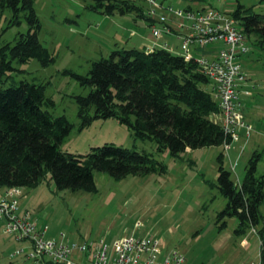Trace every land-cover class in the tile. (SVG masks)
Masks as SVG:
<instances>
[{
	"label": "rangeland",
	"instance_id": "374dc122",
	"mask_svg": "<svg viewBox=\"0 0 264 264\" xmlns=\"http://www.w3.org/2000/svg\"><path fill=\"white\" fill-rule=\"evenodd\" d=\"M129 1L142 10L141 15L146 11L143 0ZM157 1L173 8H184L190 3L189 0ZM199 1L213 8L236 6V0ZM238 1L250 12L264 14V0ZM32 2L40 22L38 40L52 54L54 62L42 66L37 59L25 63L12 60L14 70L0 76V87H15L20 82L43 87L44 96L53 101L51 107L43 109L53 118L65 117L72 125L69 135L59 145L62 152L86 155L93 148L110 144L146 154L164 167L163 171L121 179L94 171L95 190L89 192L59 190L48 173L35 188L21 189L19 213L31 211L38 219L37 226L47 228L45 237L50 239H57L61 233L75 243L103 237L111 248L119 238H152L159 243L163 254L171 251L183 254L186 264H259L260 241L256 231L251 229L237 236L234 234L237 219L218 217L227 199L217 185L221 153L223 166L231 172L235 185L243 181L248 161L255 153L260 155L257 175L264 172V51L249 42V53L239 59L250 92L249 96H239L241 113L252 127L249 139L246 141L244 131H240L239 139L226 150L224 147L187 150L174 157L168 150L159 151L155 141L136 137L114 117L93 118L83 125L79 116L77 98L87 96L90 89L71 73L87 77L93 63L107 58L114 50H142L150 34L143 15L132 11L108 16L90 9L95 4L93 0ZM25 15L21 10L17 19L14 18L12 9L3 7L0 0V48L6 44L13 46L19 34L27 32ZM169 38L164 40L174 44L173 55L182 54L179 39ZM221 48L223 44L215 43L202 51L207 54ZM203 53L194 52V57L200 58ZM87 115L93 117L94 110L90 109ZM260 213L264 217V202ZM223 222L226 227L219 230ZM220 239L225 242L217 247L215 241ZM24 243L6 235L0 223V264H32L24 254L14 256L20 249L31 250Z\"/></svg>",
	"mask_w": 264,
	"mask_h": 264
},
{
	"label": "trees",
	"instance_id": "16d2710c",
	"mask_svg": "<svg viewBox=\"0 0 264 264\" xmlns=\"http://www.w3.org/2000/svg\"><path fill=\"white\" fill-rule=\"evenodd\" d=\"M93 1L90 9L108 16L142 12L134 1ZM1 4L12 9L14 18L23 10L28 30L19 34L13 46L6 44L0 48V76L14 70L12 60L25 63L37 59L42 66L54 62L52 54L38 40L40 22L32 0H1ZM233 16L248 41L264 51V14L252 13L236 0ZM71 76L90 89L87 96L77 98L83 125L93 118L114 117L136 137L155 141L159 151L168 150L174 157L187 150L232 143L211 119L218 108L206 89L208 79L194 60L185 61L181 54L176 56L161 48L114 50L107 58L94 62L87 77L72 73ZM52 105L42 86L20 82L15 87H0V187L32 189L49 173L59 190L89 192L95 190L94 171L106 172L115 179L163 171L164 166L146 154L110 144L93 148L86 155L62 152L59 145L72 125L65 117L53 118L43 109ZM90 109L94 110L93 117L87 115ZM223 157L222 153L218 156L217 187L227 205L218 217L236 218L237 236L251 229L256 231L264 264V217L260 213L264 172L257 175L260 155L255 153L248 161L239 186L224 168ZM225 227L223 222L218 229Z\"/></svg>",
	"mask_w": 264,
	"mask_h": 264
},
{
	"label": "built area",
	"instance_id": "2783aa9c",
	"mask_svg": "<svg viewBox=\"0 0 264 264\" xmlns=\"http://www.w3.org/2000/svg\"><path fill=\"white\" fill-rule=\"evenodd\" d=\"M143 1L146 11L142 15L148 23L152 43L146 51L161 48L172 52L171 44L160 41L172 36L179 39L184 60H194L209 81L206 88L213 94L218 108L211 119L222 127L232 142L239 139L240 131H244L247 141L252 127L241 113L239 88L248 79L239 59L249 53L250 46L240 22L233 16L235 7L213 8L199 0H189L184 8H173L157 0ZM215 43L223 44V48L203 53L204 48ZM197 51L203 53L200 58L194 57ZM21 195V189L8 188L0 197V222L6 235L29 244L30 251L20 249L14 256L24 254L32 264H186L183 254L177 251L163 254L159 243L152 238H119L111 248L103 237L82 243L68 241L63 233L57 239L46 238L47 228L37 226L31 211L19 213L18 197ZM75 256L82 259L78 261Z\"/></svg>",
	"mask_w": 264,
	"mask_h": 264
},
{
	"label": "crops",
	"instance_id": "0c3cea01",
	"mask_svg": "<svg viewBox=\"0 0 264 264\" xmlns=\"http://www.w3.org/2000/svg\"><path fill=\"white\" fill-rule=\"evenodd\" d=\"M222 7V6H221ZM169 39H171V38H169ZM164 40V39H163ZM146 46H144L145 48H147V47H149V46H152V43H151V35L149 34L148 35V37L146 38ZM165 41V40H164ZM163 41V42H164ZM163 42H161L160 41V43H163ZM166 42V41H165ZM159 42H158V44H160ZM169 43V42H168ZM169 44H171V46H173L172 48H174V44H172V43H169ZM247 93V94H246ZM249 94H250V92L248 91V86H247V84H245V85H242L240 88H239V96H241V98H242V96H249ZM243 115V114H242ZM244 117V116H243ZM244 120L248 123V124H250L251 125V123L246 119V118H244ZM6 190H7V188H3V187H0V197L6 192ZM22 196V195H21ZM33 216H34V214H32ZM34 219H36L37 221H38V219L34 216ZM1 224H2V222H0ZM224 242H225V239H220V242L217 240V241H215V243H217V247H219V246H222L223 244H224ZM214 243V244H215ZM23 244H25L24 242H23ZM243 244V243H242ZM74 259H78V261L79 260H81L82 259V257H80V256H75L74 257Z\"/></svg>",
	"mask_w": 264,
	"mask_h": 264
}]
</instances>
